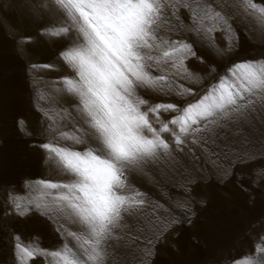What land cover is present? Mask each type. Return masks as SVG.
<instances>
[{
    "label": "snow or ice",
    "instance_id": "6c2138e0",
    "mask_svg": "<svg viewBox=\"0 0 264 264\" xmlns=\"http://www.w3.org/2000/svg\"><path fill=\"white\" fill-rule=\"evenodd\" d=\"M43 8L54 21L42 29L43 34L67 41L59 56L71 74L59 80L74 103L57 109L56 119L50 116L52 109H44L47 127L41 135L47 142L39 147L65 179L27 182L23 193L10 190L4 215L24 218L37 213L52 222L61 239L56 248L47 249L38 239L25 241L13 232L15 264H105L107 242L118 230L133 231L125 221L130 210L144 216L147 204L157 213L151 237L146 238L149 245L181 223V216L190 223L188 213L195 214L190 186L202 179L195 168L185 166L175 181L183 196L168 197L179 214L172 207L152 203L138 187V172L149 176L154 165L182 153L186 143L215 145L217 128L257 111V101L264 107V58L226 67L215 82L199 91L190 86L204 85V77L191 67L193 60L204 63L197 46L222 52L238 48L233 21L246 23L250 18L264 26V4L255 0H46ZM218 31L227 40L224 49L215 43ZM190 35L195 37L191 42ZM149 90L175 102L147 98ZM57 119L70 120L71 129L60 130ZM210 155L219 158L227 177L237 161L249 160L254 153ZM135 232L137 239L143 235L140 229ZM254 251L256 255L246 254L232 264H264V235ZM144 255L151 258L152 247Z\"/></svg>",
    "mask_w": 264,
    "mask_h": 264
},
{
    "label": "rangeland",
    "instance_id": "374dc122",
    "mask_svg": "<svg viewBox=\"0 0 264 264\" xmlns=\"http://www.w3.org/2000/svg\"><path fill=\"white\" fill-rule=\"evenodd\" d=\"M45 2L0 0V264H15L13 232L25 241L38 239L47 249L56 248L61 239L52 222L37 213L24 218L14 213L4 215L10 190L23 193L27 182L65 179L56 162L39 147L47 142L41 135L47 127L44 109H52L50 116L56 119L57 109L74 103L59 80L71 74L59 56L67 41L42 32L54 22L44 11ZM255 3L264 4V0ZM30 5H35V10ZM233 24L239 33L238 48L222 52L197 46L204 63L193 60L191 67L204 77V85L192 83L195 90L215 82L234 63L264 58V26L250 18L246 23ZM193 39L190 35V42ZM215 43L219 49L226 48L225 35L218 31ZM147 98L175 102L158 91L149 90ZM57 124L60 130L71 129L70 120L57 119ZM216 131L219 136L215 145L186 143L182 153H173L170 161L154 165L149 176L137 173L138 187L150 195L153 204L159 202L179 214L168 197L183 196V189L175 187V181L183 175L185 166L195 168L202 179L190 186L195 213H188L190 223L181 216V223L149 245L146 238L151 237L157 213L147 204L144 216L132 209L125 221L133 231L118 230L107 242L105 264H232L246 254L256 255L254 246L264 235V107L257 101V111L244 113L238 122L231 120ZM245 151L254 153L253 158L237 161L227 177L220 170L219 158L210 155ZM136 229L143 232L139 239ZM149 247L153 249L151 258L144 255Z\"/></svg>",
    "mask_w": 264,
    "mask_h": 264
},
{
    "label": "bare ground",
    "instance_id": "6f19581e",
    "mask_svg": "<svg viewBox=\"0 0 264 264\" xmlns=\"http://www.w3.org/2000/svg\"><path fill=\"white\" fill-rule=\"evenodd\" d=\"M248 138V137H247ZM237 150V149H236ZM187 161V160H186Z\"/></svg>",
    "mask_w": 264,
    "mask_h": 264
}]
</instances>
